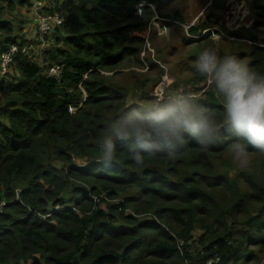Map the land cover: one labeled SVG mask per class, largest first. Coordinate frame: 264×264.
I'll return each instance as SVG.
<instances>
[{
  "label": "trees",
  "instance_id": "1",
  "mask_svg": "<svg viewBox=\"0 0 264 264\" xmlns=\"http://www.w3.org/2000/svg\"><path fill=\"white\" fill-rule=\"evenodd\" d=\"M6 1L14 10L15 1ZM44 1V14L64 15L43 36L51 45L44 50L23 39L0 6V56L12 45L32 46L0 73V264L256 261L251 247H264V182L233 161L231 135L207 148L189 139L178 155L147 158L143 167L126 144H118L110 167L101 161L100 142L115 120L171 99L129 106V91L104 74L127 62L144 66L151 21L138 7L162 13L168 0ZM254 6L252 31L234 35L256 43L248 65L264 74V4ZM55 65L59 79L48 74ZM194 71L191 87L174 90L225 125L222 98ZM248 151L264 169V153Z\"/></svg>",
  "mask_w": 264,
  "mask_h": 264
},
{
  "label": "clouds",
  "instance_id": "2",
  "mask_svg": "<svg viewBox=\"0 0 264 264\" xmlns=\"http://www.w3.org/2000/svg\"><path fill=\"white\" fill-rule=\"evenodd\" d=\"M40 1L43 13L46 5L44 0ZM54 12L64 20L62 12L54 10L51 13ZM172 21L175 20H164L166 23L163 24L168 25ZM32 26L36 31L34 23ZM150 27L156 28L153 23ZM36 36L42 38L38 33ZM13 46L32 50V46L12 45L2 54ZM55 66L49 69L48 74L59 79L62 69L58 76L50 74ZM194 66L222 98L227 123L221 126L200 105L182 93L177 94L160 108L136 110L131 115L118 118L108 127L99 145L101 161L106 167L117 161L118 144L128 145L127 150L137 167H143L147 158L178 155L189 139L207 148L224 143V137L231 135L233 158L242 167L249 164L248 145L264 153V74L253 71L248 63L235 55H221L219 48L212 46L204 47L197 54ZM229 128L231 133L227 131Z\"/></svg>",
  "mask_w": 264,
  "mask_h": 264
},
{
  "label": "rangeland",
  "instance_id": "3",
  "mask_svg": "<svg viewBox=\"0 0 264 264\" xmlns=\"http://www.w3.org/2000/svg\"><path fill=\"white\" fill-rule=\"evenodd\" d=\"M14 1L12 5L15 9L10 10L7 7L9 2L0 0V6L6 9L3 13L5 17H2L14 22L16 26H22L25 35L21 37L33 41L31 44L35 48L49 49L51 45L45 37L36 36L34 39L35 29L32 26L30 3L25 1L26 3L21 4L23 6L21 7L20 0ZM255 1L264 4V0H168L162 13H159L155 7L149 11L146 10L145 18L151 23H155L157 17L160 24L166 23L164 20L178 21L168 24V32L161 35L157 33V28L151 27L148 38L153 52L146 50L145 54H141V59L146 62V66L145 64L136 66L127 62L121 66L118 73L104 74L114 84L129 91L127 98L129 106L139 104L154 108L165 98H172L179 94L174 90L175 87L192 86L188 83L194 77V62L197 54L204 47H217L221 55L225 52L249 63L252 45L256 43L243 40L244 37L236 38L234 34L243 30L252 31L258 12L254 6ZM177 13L180 18L176 17ZM13 26H11L12 29L14 27L17 29ZM192 29L195 31L191 32ZM258 36L259 39L264 40L263 23L259 25ZM35 52L42 51L35 50ZM149 57L157 64H155L156 67H150ZM11 72L13 74V70ZM164 78L168 80L165 88L162 87ZM233 161L242 170L255 173L264 182V169L260 168L262 158L259 155L250 154L249 164L246 167H242L234 158ZM251 249L257 254L256 261H243L242 264H264V247L255 246Z\"/></svg>",
  "mask_w": 264,
  "mask_h": 264
},
{
  "label": "built area",
  "instance_id": "4",
  "mask_svg": "<svg viewBox=\"0 0 264 264\" xmlns=\"http://www.w3.org/2000/svg\"><path fill=\"white\" fill-rule=\"evenodd\" d=\"M144 6H145L144 4H141L138 7L139 14L144 13V10H145ZM34 8H35L36 15L33 18V23L40 37H43L44 35L51 33L54 26H61L63 24L64 20L61 17V15L58 14L57 12L50 13V14H44L41 12L42 3L40 0H35ZM157 20H158V17L155 20V23L153 24L158 29L159 34L167 33L169 30V26L167 24H160ZM146 50L153 52V50H151V47H150L149 39H147L144 45V50L142 54H145ZM27 51H29L28 48L21 49L18 46H13L9 51L3 53L0 58V73L2 75H5L7 73V70L10 64L12 63L14 59V56L18 53L27 54ZM144 64L146 66V62H144ZM60 71H61V68L59 66H55L51 69L50 74L53 76H58L60 74ZM167 83H168V80L164 78L162 87L165 88L164 86L168 85ZM218 261L219 260H216V261L212 260L208 262L207 264H215Z\"/></svg>",
  "mask_w": 264,
  "mask_h": 264
},
{
  "label": "crops",
  "instance_id": "5",
  "mask_svg": "<svg viewBox=\"0 0 264 264\" xmlns=\"http://www.w3.org/2000/svg\"><path fill=\"white\" fill-rule=\"evenodd\" d=\"M29 3H30V5H31V3H32V8H31V10H30V14H31V16H32V18H33V16L35 15V8H34V4H35V0H27ZM20 6L21 7H23L21 4H20ZM13 24H14V22H12ZM15 25V24H14ZM16 26V25H15ZM17 27V29L19 28V27H21V28H23L22 26H16ZM27 31H28V29H27ZM24 33H25V30H24Z\"/></svg>",
  "mask_w": 264,
  "mask_h": 264
}]
</instances>
